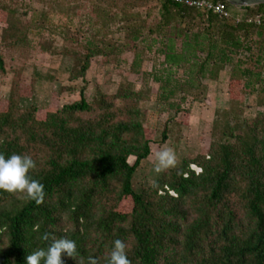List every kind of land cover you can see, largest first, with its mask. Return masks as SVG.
<instances>
[{
    "label": "trees",
    "instance_id": "obj_1",
    "mask_svg": "<svg viewBox=\"0 0 264 264\" xmlns=\"http://www.w3.org/2000/svg\"><path fill=\"white\" fill-rule=\"evenodd\" d=\"M158 3L147 39L138 26L131 36L163 57L152 73L161 100L174 106L179 94L185 101L192 90L205 89L204 80L228 71L233 102L244 92L264 105V4L246 7L250 15L262 14L255 24L172 0ZM85 48L73 79L105 53L94 42ZM0 71H6L1 44ZM143 98L124 82L115 94L100 92L94 103L82 92L79 100L39 114L37 107L22 108L14 89L0 107V152L32 156L36 167L29 174L44 184L45 198L37 204L0 190V264H26L28 254L61 237L77 245L75 258L62 254L64 264H89V257L107 264L117 238L129 245L131 264H264V114L234 123L231 111L219 110L221 138L207 154L137 191V169L153 144Z\"/></svg>",
    "mask_w": 264,
    "mask_h": 264
},
{
    "label": "rangeland",
    "instance_id": "obj_2",
    "mask_svg": "<svg viewBox=\"0 0 264 264\" xmlns=\"http://www.w3.org/2000/svg\"><path fill=\"white\" fill-rule=\"evenodd\" d=\"M158 6V0H0V44L6 64V71H0L1 109L15 88L21 107H37L41 114L79 100L82 92L94 103L100 92L115 94L121 83H131L144 93L140 105L153 140L152 154L134 178L137 191L152 186L167 169L207 154L213 140L221 138L216 128L219 110L231 111L234 123L264 114L257 94L242 92L238 102L231 100L228 71L216 80H204L205 89L192 90L185 101L179 94L171 101L174 106L160 99V83L152 73L161 69L163 57L143 40L149 36L147 26L156 22ZM232 11L238 12L235 7ZM11 22L14 27L9 30ZM136 26L143 38L134 42L131 30ZM88 42L105 53L92 58L84 77L73 79ZM137 53L141 65L135 70ZM183 74L184 69L177 76ZM165 130L168 139L162 140ZM165 146L173 149L177 162L157 173L155 152Z\"/></svg>",
    "mask_w": 264,
    "mask_h": 264
},
{
    "label": "clouds",
    "instance_id": "obj_3",
    "mask_svg": "<svg viewBox=\"0 0 264 264\" xmlns=\"http://www.w3.org/2000/svg\"><path fill=\"white\" fill-rule=\"evenodd\" d=\"M156 163L154 171L159 173L175 166L176 154L171 147H162L155 152ZM36 167V161L30 154L13 153L5 156L0 152V190L9 193H22L37 204L44 201L45 186L29 173ZM44 239H48L47 236ZM129 245L117 238L107 256V264H131L128 258ZM77 252L76 241L67 237L52 239L46 248H37L26 256V264H64L62 254L75 258ZM89 264H97V260L89 257Z\"/></svg>",
    "mask_w": 264,
    "mask_h": 264
},
{
    "label": "built area",
    "instance_id": "obj_4",
    "mask_svg": "<svg viewBox=\"0 0 264 264\" xmlns=\"http://www.w3.org/2000/svg\"><path fill=\"white\" fill-rule=\"evenodd\" d=\"M173 2L184 4L188 7L205 9L207 11H212L218 14L222 18H230L235 16L238 21L248 20L250 23L260 24L262 21V14L256 13L250 15L249 10L246 7H237L231 5L227 1L222 0H172ZM233 7H235L238 12L233 14ZM197 171L198 173L202 171L201 168Z\"/></svg>",
    "mask_w": 264,
    "mask_h": 264
},
{
    "label": "water",
    "instance_id": "obj_5",
    "mask_svg": "<svg viewBox=\"0 0 264 264\" xmlns=\"http://www.w3.org/2000/svg\"><path fill=\"white\" fill-rule=\"evenodd\" d=\"M233 6L237 7H252L264 4V0H226Z\"/></svg>",
    "mask_w": 264,
    "mask_h": 264
}]
</instances>
